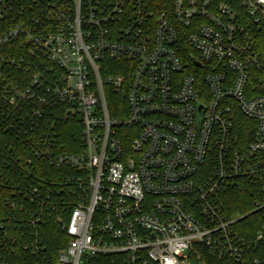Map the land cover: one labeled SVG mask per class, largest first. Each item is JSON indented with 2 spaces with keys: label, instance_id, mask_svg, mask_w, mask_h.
Returning a JSON list of instances; mask_svg holds the SVG:
<instances>
[{
  "label": "built area",
  "instance_id": "built-area-1",
  "mask_svg": "<svg viewBox=\"0 0 264 264\" xmlns=\"http://www.w3.org/2000/svg\"><path fill=\"white\" fill-rule=\"evenodd\" d=\"M5 45L18 119L81 122L79 151H38L79 172L56 264H262L264 0H0ZM243 187L252 236L223 199Z\"/></svg>",
  "mask_w": 264,
  "mask_h": 264
},
{
  "label": "trees",
  "instance_id": "trees-1",
  "mask_svg": "<svg viewBox=\"0 0 264 264\" xmlns=\"http://www.w3.org/2000/svg\"><path fill=\"white\" fill-rule=\"evenodd\" d=\"M10 48L0 46V53H11ZM23 74L7 62L0 69V259L10 264H37L41 257L31 251L43 248L47 263L56 264L69 240L62 224L69 221L78 201L79 172L51 164L38 151L45 147L56 152L79 151L81 122L64 117L63 108H46L41 118L29 122L19 120L17 116L25 115L31 105L13 106L8 97ZM223 197L229 215L244 216L253 210L256 195L243 187L229 189ZM258 215L242 219V234L256 233L252 221ZM259 257L264 264V255ZM87 264H122V258H94ZM206 264L221 262L207 259Z\"/></svg>",
  "mask_w": 264,
  "mask_h": 264
}]
</instances>
